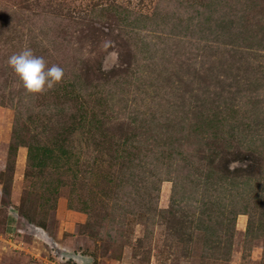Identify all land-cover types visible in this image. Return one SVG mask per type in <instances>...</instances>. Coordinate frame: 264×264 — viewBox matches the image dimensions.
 Masks as SVG:
<instances>
[{
  "label": "rangeland",
  "instance_id": "rangeland-1",
  "mask_svg": "<svg viewBox=\"0 0 264 264\" xmlns=\"http://www.w3.org/2000/svg\"><path fill=\"white\" fill-rule=\"evenodd\" d=\"M76 255L264 264V0H0V264Z\"/></svg>",
  "mask_w": 264,
  "mask_h": 264
},
{
  "label": "clouds",
  "instance_id": "clouds-1",
  "mask_svg": "<svg viewBox=\"0 0 264 264\" xmlns=\"http://www.w3.org/2000/svg\"><path fill=\"white\" fill-rule=\"evenodd\" d=\"M8 65L19 77L24 89L31 94H42L53 89L64 77V69L52 64L48 66L42 56L34 54L31 48H24L8 57ZM75 264H91V258L82 255L72 256Z\"/></svg>",
  "mask_w": 264,
  "mask_h": 264
}]
</instances>
